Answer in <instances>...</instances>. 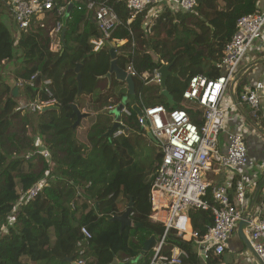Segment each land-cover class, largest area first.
Listing matches in <instances>:
<instances>
[{
	"label": "trees",
	"instance_id": "trees-1",
	"mask_svg": "<svg viewBox=\"0 0 264 264\" xmlns=\"http://www.w3.org/2000/svg\"><path fill=\"white\" fill-rule=\"evenodd\" d=\"M70 1L74 6L66 24V47L60 43L58 51L51 49L55 38L50 33L56 25L53 11L43 13L50 16V22L36 23V15L27 29L16 34L0 19V64L18 59L17 84L6 85L0 93V230L4 227L0 264H74L80 260L126 264L123 258L137 259L151 237L155 241L134 264H157L158 258L154 263L152 259L166 226L152 219L151 186L163 153L155 141L147 140L130 105L131 114L121 117L125 133L109 134L114 124L111 109L129 95L127 82L113 76L109 83L104 77L110 69L111 42L124 41L117 47L118 64L123 68L132 64L137 71L134 103L141 110L154 105L184 109L201 126L204 107L186 99L184 91L195 75L219 76L216 64L237 30L238 19L259 11L258 0H199L191 11L164 7L148 31L144 23L152 5L129 22L126 1L108 0L119 22L110 43L98 52L92 40L101 33L88 4L106 0H58L57 6ZM78 64L83 81L80 95ZM164 64H171L177 74L167 80L174 106L167 103L160 84L142 78L144 72L154 73ZM34 74V85H19L20 79L29 80ZM45 79L52 80L57 102L46 111L18 110L22 101L48 99L42 87ZM73 105L81 112L83 107L93 112L86 111L77 125ZM44 148L50 153L48 158L40 152ZM45 177L49 184L37 197L20 204L22 195ZM208 196L211 199V190ZM131 199L133 226L122 229L114 217L126 211ZM213 224L211 209L191 208L189 229L198 236L186 241L176 230H169L160 255L179 246L189 254L184 264H200L193 244ZM83 227L91 232L90 239ZM219 258L210 250L206 262L214 264Z\"/></svg>",
	"mask_w": 264,
	"mask_h": 264
},
{
	"label": "built area",
	"instance_id": "built-area-1",
	"mask_svg": "<svg viewBox=\"0 0 264 264\" xmlns=\"http://www.w3.org/2000/svg\"><path fill=\"white\" fill-rule=\"evenodd\" d=\"M125 1L130 10V22L144 12L149 5L160 6L164 0ZM175 1L171 6L176 10L191 11L199 4V0ZM57 2L58 0H13L11 11L19 29H27L36 15L53 11L56 25L51 31V36L56 38L63 28V16L66 12V6H57ZM88 7L94 10L96 24L101 33L99 38L92 40L94 51L98 52L110 43L111 34L119 18L108 0L100 3L90 2ZM160 13V8L155 11L152 23L146 25L147 31ZM263 33L264 10L241 16L237 21V30L227 43L220 60L223 73L215 79L202 74L191 78L184 91V97L197 101L204 107V122L201 126L191 120L186 110H170L164 105L146 107L143 114L138 115V121L142 127L145 122H149L150 131L163 153L151 186V202L154 213L168 209V219L165 222V234L155 249L153 263L158 258L157 264H184V259L189 258V254L183 248L174 246L170 254L160 255V251L169 230H176L182 238L185 234L192 237L198 236L196 231L189 230V210L201 208L211 209L214 214V224L209 227L200 241L206 250L205 254H201L205 259L210 250L218 255L223 254L238 222L247 220L250 243L264 264V219L251 217L248 219L244 216L247 208L245 182L236 181L235 195L232 197L228 185L212 186L204 177V173L210 170L214 163L239 171L249 162L248 148L243 134L228 132L225 150L219 146V136L225 129L227 115L223 99L248 51ZM125 69L133 77L137 75L132 64ZM36 77L37 74H34L29 80L20 79L19 85L23 86L27 83L34 85ZM142 78L147 82L161 83L159 69H156L154 73L144 72ZM51 84V79H45L42 82V87L48 95L47 100L21 102L17 109H30L36 112L44 111L45 108L54 105L57 100L53 95ZM240 98L249 106L251 115L257 117L264 101V77L253 83H247ZM123 114H131L128 104L122 109ZM120 122L123 127L114 133L115 136L125 133L124 123L122 120ZM40 152L46 158L50 156L45 148ZM48 184V177L39 180L22 195L19 203L36 198ZM209 190H211V199L208 196ZM161 197L164 201H161ZM82 231L87 239L91 238V232L86 227H83ZM78 263L86 264L84 260Z\"/></svg>",
	"mask_w": 264,
	"mask_h": 264
},
{
	"label": "crops",
	"instance_id": "crops-1",
	"mask_svg": "<svg viewBox=\"0 0 264 264\" xmlns=\"http://www.w3.org/2000/svg\"><path fill=\"white\" fill-rule=\"evenodd\" d=\"M12 1L13 0H0V12L5 10L3 13H0V19L8 26V28H10L13 34H16L19 32V28H15V25L13 27L9 26L5 22L8 21L10 23L16 24L11 11ZM174 1L175 0H164L160 6L152 7L148 12L147 20L144 23V29L146 30L147 24L152 23L151 21H153V14L156 10L159 8L162 10L164 7L173 9L171 5L174 4ZM71 3L74 6V3L70 1L67 5H65L66 9ZM257 6L259 11H263L264 0H258ZM7 11L10 12V15L7 13ZM36 18V23L41 22L43 24L46 23V21L50 22V20H48L50 18L48 14H40ZM60 43H62L61 33L55 38V42L52 43L51 49L53 51H58L60 48ZM123 43L124 41L116 43V47H120ZM216 66L218 67L219 75H221L223 73V68L220 67V62L216 64ZM263 77L264 33L260 39L255 41L248 51V54L242 61L236 73L232 85L229 86L223 99V105L227 109V115L225 129L219 136V146L222 150H225L228 132L243 134L248 148L249 162L246 167L239 171L221 167L214 163L212 168L205 173V178L212 186L228 185L232 197L235 195L236 181L243 180L245 182L247 208L244 212V216L248 219L249 217L264 219V101L262 102V110L260 111L259 115L254 117L250 113L249 106L241 101L240 96L247 83H253L255 81L261 80ZM124 99L122 101H124ZM151 140V142L155 141L153 139ZM160 199L161 201H164L163 197ZM152 219L165 224L168 219V209H163L153 213ZM243 223L244 227L243 231H241L240 226ZM248 225L249 224L247 220H240L238 222L232 235L230 236L226 251L220 256L216 254L217 257L220 258L214 264H262L260 257L256 254V252L251 251L244 240L245 237L249 242V246H252L247 232L249 227ZM193 238L194 237L191 235L185 234L183 239L186 241H191ZM202 246L204 245L200 241L195 240L193 248L197 253L196 258L201 259L200 264H208L206 259H204L201 255Z\"/></svg>",
	"mask_w": 264,
	"mask_h": 264
},
{
	"label": "water",
	"instance_id": "water-1",
	"mask_svg": "<svg viewBox=\"0 0 264 264\" xmlns=\"http://www.w3.org/2000/svg\"><path fill=\"white\" fill-rule=\"evenodd\" d=\"M73 8V4L71 3L67 9L66 12L63 16V28L61 30V39H62V46L63 49L66 47V41H65V35H66V24H67V19L70 16V13L72 11ZM117 44L115 42L111 43V48H110V54H111V63H110V69L109 71L104 75V77L108 78L109 83H111L112 81V77L115 76V78L119 81H123V82H127L128 83V88H129V95L127 97H125L124 101L120 102L115 108L111 109V113L114 115V124L111 128V130L109 131V134H113L115 133L119 128H122L123 125L120 122L121 117H122V109L125 107L126 104L132 106V108L137 112L138 115H142L143 114V110H141L135 103V98H136V86H135V82H134V77L123 67L119 66L118 64V59H117ZM80 69H81V64H78L77 67L75 68L76 73H78L77 79H78V95H80L83 91V81H82V75L80 73ZM159 73L161 74V88H162V95H164L167 99V103L171 106H174L176 104V101L174 99V96L170 93V91L167 89V80L169 78V76H177V74L173 73L171 71V64H164L163 66H161L159 68ZM19 91V88L16 87L14 89V94L17 95ZM75 112L78 115V120H77V125L79 124L82 116L84 115V113H82L79 108L76 105H73ZM50 107H47L44 109V111H46L47 109H49ZM146 131L148 136L155 140V137L153 136L152 132L150 131V126H149V122H145L144 127H143ZM132 205H133V200L131 199V201L128 204V207L126 209V211L122 214V215H118L114 217V220H117L119 222H121V228H125L126 226H133V221L130 218V214L132 211ZM247 224V223H246ZM243 227H244V223L241 224L240 226V230L243 231ZM244 240L246 242V244L248 245V247L251 249V251L255 252V250L253 249L252 246H249V242L247 241V239L244 237ZM155 241L154 237L149 238L146 241L144 250L142 252V254L135 259L133 262H137V260L140 257H143V255L146 253V251L149 250V248L151 247L152 243ZM206 250L205 248L202 246L201 247V254H205ZM257 254V253H256ZM72 260V259H70ZM115 262H117V260H115ZM74 264H79L78 262H74Z\"/></svg>",
	"mask_w": 264,
	"mask_h": 264
},
{
	"label": "rangeland",
	"instance_id": "rangeland-1",
	"mask_svg": "<svg viewBox=\"0 0 264 264\" xmlns=\"http://www.w3.org/2000/svg\"><path fill=\"white\" fill-rule=\"evenodd\" d=\"M5 22L9 26H12L13 27L15 25V28H18V26L16 24H14V23H10L8 21H5ZM13 32L15 33L14 30H13ZM17 63H18V59H15L13 61H6V62L0 64V77H1V79H0V93L5 90V86L6 85H9L10 87H14L17 84V82H16V80L14 78V69L18 65ZM22 102H26V101H22ZM26 110L29 111V112H34V111L30 110V109H26ZM86 111H91V109L86 108V107H83L82 112L85 113ZM91 112H93V111H91ZM147 140L149 142L152 141L151 139H147ZM150 144L152 145L151 146L152 147L151 149L152 150H155V148L153 146L154 144H152V143H150ZM204 177H205V173H204ZM10 221H12V219ZM3 229H4V227H2V229L0 230V234H1V231H3ZM158 245H159V243L156 245L155 249L157 248ZM173 248L174 247H171L170 250L172 251ZM171 251H170V253H171ZM154 258L152 259V262L154 261ZM123 260L125 261L124 263H126V264L127 263L128 264H134L135 263V262L133 263L134 260L133 259L130 260V258H125L124 257Z\"/></svg>",
	"mask_w": 264,
	"mask_h": 264
}]
</instances>
